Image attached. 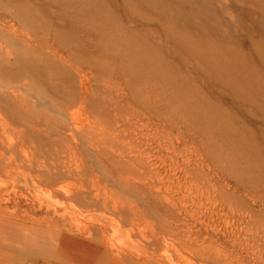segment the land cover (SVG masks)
Segmentation results:
<instances>
[{
	"label": "rangeland",
	"instance_id": "obj_1",
	"mask_svg": "<svg viewBox=\"0 0 264 264\" xmlns=\"http://www.w3.org/2000/svg\"><path fill=\"white\" fill-rule=\"evenodd\" d=\"M159 1L151 9L135 0H0V80L24 74L74 111L80 103L55 95L69 99L79 82L72 66L84 70L85 104L105 127L140 113L155 119L161 153L191 158L190 182L220 211L203 208L206 219L224 228L226 216L245 215L264 227V0H212L229 38L188 30L170 14L181 0ZM58 40L60 60L47 54ZM159 209L152 214L170 217ZM49 245L28 251V264H51ZM13 252L0 246L1 256Z\"/></svg>",
	"mask_w": 264,
	"mask_h": 264
},
{
	"label": "bare ground",
	"instance_id": "obj_2",
	"mask_svg": "<svg viewBox=\"0 0 264 264\" xmlns=\"http://www.w3.org/2000/svg\"><path fill=\"white\" fill-rule=\"evenodd\" d=\"M211 2L173 1L170 14L190 31L229 38ZM62 47L55 41L47 54L60 60ZM72 67L77 91L55 97L80 103L74 111L47 100L24 74L0 80V246L23 255L0 254V264H28L26 253L47 242L51 264H264V227L245 215L226 216L224 228L206 219L204 209L220 211L190 182L191 158L176 161L171 147L161 153L155 119L140 113L105 127L85 104L88 74ZM154 207L170 217L161 221Z\"/></svg>",
	"mask_w": 264,
	"mask_h": 264
}]
</instances>
